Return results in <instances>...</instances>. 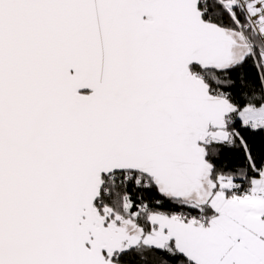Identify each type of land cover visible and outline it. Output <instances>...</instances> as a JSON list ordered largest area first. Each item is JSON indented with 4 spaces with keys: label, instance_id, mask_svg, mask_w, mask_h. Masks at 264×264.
I'll return each mask as SVG.
<instances>
[{
    "label": "snow or ice",
    "instance_id": "6c2138e0",
    "mask_svg": "<svg viewBox=\"0 0 264 264\" xmlns=\"http://www.w3.org/2000/svg\"><path fill=\"white\" fill-rule=\"evenodd\" d=\"M0 264H264V0H0Z\"/></svg>",
    "mask_w": 264,
    "mask_h": 264
}]
</instances>
